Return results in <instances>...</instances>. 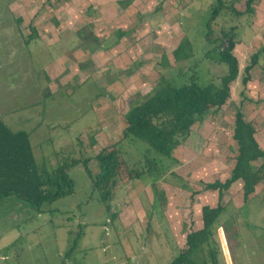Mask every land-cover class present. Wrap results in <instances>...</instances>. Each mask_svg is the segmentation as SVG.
Segmentation results:
<instances>
[{"label":"rangeland","instance_id":"1","mask_svg":"<svg viewBox=\"0 0 264 264\" xmlns=\"http://www.w3.org/2000/svg\"><path fill=\"white\" fill-rule=\"evenodd\" d=\"M5 1L0 0V19L6 18ZM245 1L228 0L241 15L227 10L212 24L215 35L236 28L239 75L230 98L192 128L173 151L175 161L139 140L123 139L124 116L164 80L218 84L227 67L213 58L203 34L214 0H42V38L13 40L16 80L10 93L13 107H27L42 86L41 100L31 102L43 132L42 141L32 142L36 162L53 170L56 157L72 155L86 161L93 176L95 157L104 148L119 150L126 162L106 204L81 164L67 172L74 193L39 210L16 197L0 198V264H170L186 248V234L200 226L201 207L218 203V193L204 184L224 181L234 164L231 132L238 109L264 151V52L246 89L241 82L251 56L264 48V0L251 15ZM118 29L128 35L117 40ZM185 36L193 57L175 62L172 52ZM71 48H78V70L69 67L50 80L46 69ZM88 50L96 64H90ZM68 59L66 65L76 63ZM254 165L264 171V159ZM136 172L140 177H133ZM241 186L237 182L223 194L228 214L213 237L218 264H264V179L245 207ZM77 234L78 245L65 259Z\"/></svg>","mask_w":264,"mask_h":264},{"label":"trees","instance_id":"2","mask_svg":"<svg viewBox=\"0 0 264 264\" xmlns=\"http://www.w3.org/2000/svg\"><path fill=\"white\" fill-rule=\"evenodd\" d=\"M257 1L246 0L245 13L253 14ZM233 5L228 0H214L209 8L210 13L203 33L206 43L213 46V58L227 67L218 84H202L194 79L177 86L164 80L145 100L133 104L125 113L123 139L139 140L156 155L175 160L173 151L186 142L192 128L202 123L211 110L216 111L227 103L231 85L237 81L239 75L236 28L221 30L219 35H215L212 24L227 10L234 12L236 16L241 15L235 11ZM126 35L128 32L118 29L116 39L120 40ZM192 48L187 36L179 40L172 52L175 62L191 59ZM263 52L264 48L257 50L251 56L250 64L245 67V76L241 80L244 89L250 81V71L259 63ZM163 61H166L165 58ZM231 133V138L237 145V153L229 177L224 181L215 180L204 184L206 191L218 193V203L215 206L201 207L200 226L186 234V248L170 264H218V250L214 246L213 237L220 218L228 214L227 206L221 203L224 192L235 183H242V207H245L255 192L256 184L261 178L264 179L263 168L254 165V162L264 159V151L255 138L254 126L245 119L240 109L235 112ZM94 143L91 140V145ZM56 158L57 165L53 170H48L44 163L39 166L34 157L29 133L13 131L0 119V198L16 197L39 210L44 203H52L74 193V181L67 172L81 164L92 181V187L98 192L99 201L106 204L114 194L120 181L122 164L126 162L119 150L104 148L95 157L98 172L93 176L86 161L81 162L72 155ZM154 167L155 164H150L149 170ZM133 177H140V174L136 172ZM225 223L229 226L227 221ZM79 237L80 234H77L71 241L65 259L75 251Z\"/></svg>","mask_w":264,"mask_h":264},{"label":"crops","instance_id":"3","mask_svg":"<svg viewBox=\"0 0 264 264\" xmlns=\"http://www.w3.org/2000/svg\"><path fill=\"white\" fill-rule=\"evenodd\" d=\"M3 4L6 7L7 13H5L6 18L1 17L2 19H0V119L13 131L28 132L32 146V142L37 143L38 141H42L43 132L42 124L39 122L40 114L31 105L32 101L41 100L39 95H41L42 86L40 84L37 85L39 91L35 97L33 96V100H28L27 107H13L11 105L13 103L11 102L12 96L10 93H12L16 80L13 73L16 63L13 40L17 39L25 43L26 38L28 40L37 37L42 38V0H7ZM8 20H11V22H8ZM86 54H89L90 64H96L94 52L91 53L88 50ZM77 55L78 48H71L67 55L68 57H64L62 52L59 53V57H57L53 68L50 71L46 69L49 79L52 80L54 76L63 73L69 67L73 70L72 66L78 70L79 64L77 58L79 56ZM64 58H69V61H71V58H74L76 63L71 64L68 62V65H66ZM19 63L24 64L23 61ZM91 66L94 69V65ZM73 73L76 74L77 72L74 71ZM50 86L52 89V85ZM19 97H23V92L19 93ZM33 149L34 147L32 146Z\"/></svg>","mask_w":264,"mask_h":264}]
</instances>
